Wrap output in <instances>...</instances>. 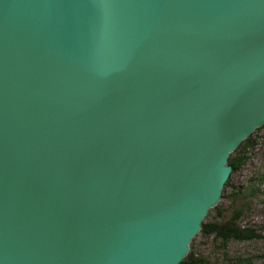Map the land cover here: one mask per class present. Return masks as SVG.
Here are the masks:
<instances>
[{"label": "water", "instance_id": "water-1", "mask_svg": "<svg viewBox=\"0 0 264 264\" xmlns=\"http://www.w3.org/2000/svg\"><path fill=\"white\" fill-rule=\"evenodd\" d=\"M264 126V0H0V264H180Z\"/></svg>", "mask_w": 264, "mask_h": 264}, {"label": "rangeland", "instance_id": "rangeland-1", "mask_svg": "<svg viewBox=\"0 0 264 264\" xmlns=\"http://www.w3.org/2000/svg\"><path fill=\"white\" fill-rule=\"evenodd\" d=\"M249 138L255 143L252 151L249 153V161L239 166L233 173L231 171L227 180L229 186L227 189L222 190V198L216 205L226 219L232 216L233 208H231L232 204H230V200L236 193L234 189H245L247 186L253 187V185L255 187L254 181L249 183V179L255 177V174H264V129L260 131L256 129ZM239 147L236 150L237 153H235V156H239L241 149ZM261 188V191L263 190L261 192L262 195L264 192V183ZM240 205H243V207ZM238 208L244 209L240 215L241 227L254 228L255 230L257 227L261 228L258 230L262 234L263 239L245 243L230 241L226 246V251H224L217 244L214 245L211 238L201 239L198 233L194 237L195 239H192L194 241H191L190 251L200 253L203 256H209L211 261L215 260V264H244L247 258H252L250 264H264V204L261 203V197L255 199L249 196L247 199H241V202L236 205V209ZM216 212H209L206 220H214L217 217Z\"/></svg>", "mask_w": 264, "mask_h": 264}, {"label": "trees", "instance_id": "trees-1", "mask_svg": "<svg viewBox=\"0 0 264 264\" xmlns=\"http://www.w3.org/2000/svg\"><path fill=\"white\" fill-rule=\"evenodd\" d=\"M261 129H264V126L257 129V131H260ZM254 144L255 143L251 141V138H248L241 143V147H239L241 148L239 151V156H235V153H237L236 152L237 149L230 155L228 164L232 168V173L237 168H239V166H242L249 161V153L252 151ZM254 176L257 178L255 177L250 178L249 183L251 181H254L255 187L253 185V187L247 186L245 189L243 188L234 189L236 193L233 196L231 195L232 198L230 200V204H232L231 208H233V211H232V216H230L229 219H226L224 217V214L220 209L217 208V206L210 209L209 212L217 211L216 212L217 217H215L214 220L207 221L206 220L207 216H206L202 224V229L199 232L201 239L211 238L213 241L212 243L214 245L217 244V246L221 250L224 249V251H226V246L230 241L237 243H245L249 241L263 239L262 234L258 230L261 228L257 227L255 230L254 228L241 227L240 215L242 214V211H244V209L243 208L236 209V205L241 202V199H247L249 196L255 199L261 197V203L264 204V192L261 195V192L263 191V190L261 191L262 189L261 187L262 184L264 183V174L262 175L255 174ZM228 186L229 184L228 182H226L224 189H227ZM240 206L243 207V205ZM259 258L261 257L259 256ZM251 259L252 258H247L244 264H250ZM180 264H215V260L211 261L209 256H203L200 253H195L189 250V253L180 262Z\"/></svg>", "mask_w": 264, "mask_h": 264}, {"label": "bare ground", "instance_id": "bare-ground-1", "mask_svg": "<svg viewBox=\"0 0 264 264\" xmlns=\"http://www.w3.org/2000/svg\"><path fill=\"white\" fill-rule=\"evenodd\" d=\"M242 142H243V141H242ZM242 142H241V143H242ZM233 152H234V151H233ZM231 154H232V152L229 153V157H230ZM228 160H229V158H228ZM231 171H232V168H231ZM229 175H230V174H229ZM229 175H228V177H229ZM227 180H228V178H227ZM226 182H227V181H226ZM216 205H217V204H216ZM216 205H215V206H216ZM215 206H214V207H215Z\"/></svg>", "mask_w": 264, "mask_h": 264}]
</instances>
